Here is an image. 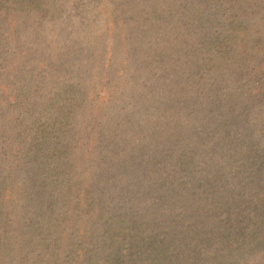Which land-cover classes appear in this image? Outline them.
<instances>
[{
    "label": "trees",
    "instance_id": "1",
    "mask_svg": "<svg viewBox=\"0 0 264 264\" xmlns=\"http://www.w3.org/2000/svg\"><path fill=\"white\" fill-rule=\"evenodd\" d=\"M0 264H264V0H0Z\"/></svg>",
    "mask_w": 264,
    "mask_h": 264
},
{
    "label": "rangeland",
    "instance_id": "2",
    "mask_svg": "<svg viewBox=\"0 0 264 264\" xmlns=\"http://www.w3.org/2000/svg\"><path fill=\"white\" fill-rule=\"evenodd\" d=\"M151 81L153 83V91H152V94L149 95L150 105L155 104L156 103L155 100L158 101V99L160 98V94L169 87V83H167L163 78H160L159 76H156L154 78L152 77ZM133 116L136 117L137 120H141L140 117H142L141 113H137ZM148 118H151V117H148ZM143 121L146 122V120H143Z\"/></svg>",
    "mask_w": 264,
    "mask_h": 264
}]
</instances>
